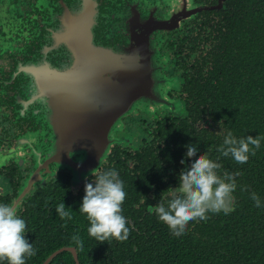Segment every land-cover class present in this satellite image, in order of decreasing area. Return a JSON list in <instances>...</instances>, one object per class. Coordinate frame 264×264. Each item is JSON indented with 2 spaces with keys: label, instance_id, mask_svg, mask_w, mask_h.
Here are the masks:
<instances>
[{
  "label": "flooded vegetation",
  "instance_id": "af4514ba",
  "mask_svg": "<svg viewBox=\"0 0 264 264\" xmlns=\"http://www.w3.org/2000/svg\"><path fill=\"white\" fill-rule=\"evenodd\" d=\"M176 6V0H0V204L15 207L26 221L25 237L43 255L42 264H59L56 257L65 252L75 264L74 252L79 264L81 254L100 260L130 255L129 245L136 250V243L146 255L175 252L159 246L176 236L154 209L167 206L180 172L191 165L193 157H185L188 130L222 135L209 116L208 103L216 99L226 109L248 108L232 88L219 93L211 86L210 97L207 90L194 91L191 80L194 75L195 84L207 87L208 66L199 51L210 48L198 36L214 28L221 29L217 36L233 28L237 34L240 0H181ZM82 36L89 58H80ZM97 45L104 48L101 58ZM141 58L151 61L148 78ZM139 99L151 100L150 110ZM113 105L127 111L114 120L108 113ZM192 109L204 118H191ZM97 132L100 141L114 140L99 163L91 160ZM109 169L118 172L126 192L122 215L130 234L124 242L90 237L79 211L86 181L94 183L95 174ZM60 203L72 208L73 223L55 215ZM134 208L138 221L144 220L136 226ZM201 221H190L181 236ZM64 234L71 238L67 244ZM73 235L82 238V248Z\"/></svg>",
  "mask_w": 264,
  "mask_h": 264
},
{
  "label": "trees",
  "instance_id": "16d2710c",
  "mask_svg": "<svg viewBox=\"0 0 264 264\" xmlns=\"http://www.w3.org/2000/svg\"><path fill=\"white\" fill-rule=\"evenodd\" d=\"M240 6L241 9L235 13L236 23L239 24L237 34L233 28L231 34L217 36V33H222L221 29L214 28L198 36L200 43L204 41L210 48L201 52L198 49L199 55L205 57L200 61L208 66L209 78L204 83L207 87L195 84L197 78L194 75L191 80L194 91L199 94L201 90H207L210 97L211 86L218 87L219 93L232 88L237 100L245 102L248 108L226 109L217 104V99L215 104H209V98H206L203 102L212 108L209 116L221 126L222 135H215L209 130H188V145H195L197 150L193 159L206 155L220 164L216 171L221 177L226 173L240 172L236 177V190L232 193L235 201L232 209L212 213L206 222L202 220L193 230L188 228V236L165 237V242L160 241L159 246L176 247L174 253L146 255L140 251L141 245L136 243V250L133 244L129 245L133 250L130 255H102L100 260L96 255L81 254L82 264H264V0H240ZM224 13L227 12L220 15ZM196 45L195 41L192 49ZM211 80L214 82L209 85ZM200 113L192 109L191 118L201 117ZM229 131L237 139L248 135L262 138L260 148L254 156H249L247 163L238 164L231 156L224 157L218 152ZM253 192L260 197L262 207L254 206L250 198ZM69 209L72 215L69 223H73V211L70 206ZM133 210L132 220H135L136 226L144 220L138 221L140 216L136 213L139 210ZM54 213L60 217L56 211ZM63 220L67 222L66 218ZM144 229L139 226L142 235ZM131 231L136 233L133 229ZM63 237L66 244L71 240L66 234ZM56 258L59 264H75L71 254L66 252ZM32 260V264H42L43 255H34Z\"/></svg>",
  "mask_w": 264,
  "mask_h": 264
},
{
  "label": "clouds",
  "instance_id": "9594fccd",
  "mask_svg": "<svg viewBox=\"0 0 264 264\" xmlns=\"http://www.w3.org/2000/svg\"><path fill=\"white\" fill-rule=\"evenodd\" d=\"M261 139L260 136L251 135L237 139L229 131L224 136L223 145L218 148V152L224 157L231 156L238 164H245L249 156H254L260 148ZM186 147L185 157H195L196 148L192 144ZM219 168L220 164L206 155H200L192 160L186 171L180 172L178 187L169 193L171 199L167 206L157 203L154 212L173 235L179 237L184 234L190 221H206L209 211L228 210L225 205L233 199L232 193L237 187L236 177L240 172L226 173L221 177L216 171ZM84 192L79 211L86 215L89 222V236L98 242H108L112 239L118 242L126 241L130 234V228L127 226L129 222L122 215L126 192L118 172L109 169L95 174L94 183L86 181ZM250 198L255 207H262L261 199L255 192L250 194ZM65 209V204L60 203L55 211L61 219L71 220V213ZM26 232V221L18 216L16 208L0 204V262L26 264L27 258L36 255L33 244L25 237ZM72 240L80 248L83 247V240L78 235H73Z\"/></svg>",
  "mask_w": 264,
  "mask_h": 264
},
{
  "label": "water",
  "instance_id": "95a60500",
  "mask_svg": "<svg viewBox=\"0 0 264 264\" xmlns=\"http://www.w3.org/2000/svg\"><path fill=\"white\" fill-rule=\"evenodd\" d=\"M89 14H87L86 19L83 21L85 24H89ZM88 30L89 28L86 27ZM82 31H84L83 28H81ZM84 40H86V36H82V41L80 42V58H89V48L87 47V44L84 43ZM78 44V43H77ZM98 46V51L99 53L97 54L96 58H101L100 56V50L104 49L102 47ZM74 48V44H72V46L70 47V55L71 58H73V52L75 53V50L73 51ZM141 63L144 65V69H145V78L150 77V75H148V72H151V67H150V59L149 58H141ZM98 78V77H97ZM99 79V78H98ZM132 94H130L131 96ZM125 96V95H124ZM127 111V107H123V108H116L113 105L112 110H108V113L111 112V114L113 113V118L115 120V117L122 115L123 113H125ZM105 135V133H104ZM101 139V133L97 132V136H96V140L94 138V136H92V140H91V151H92V155H91V160L92 162L95 160L97 163H99L106 151V149L109 148V146L113 143V139L112 140H108V141H100ZM96 154V156H95ZM231 201L227 202V204L225 205V207L229 210L231 209ZM74 257L76 259V263L79 264L78 259H77V254L74 252ZM49 260L46 261L45 264L48 263Z\"/></svg>",
  "mask_w": 264,
  "mask_h": 264
},
{
  "label": "rangeland",
  "instance_id": "374dc122",
  "mask_svg": "<svg viewBox=\"0 0 264 264\" xmlns=\"http://www.w3.org/2000/svg\"><path fill=\"white\" fill-rule=\"evenodd\" d=\"M177 1V6H176V9H178L179 8V6H180V3H181V0H176ZM137 104H140L141 105V108H144V109H148V110H150V107L152 106V104H153V102L151 101V100H148V99H139L137 102H136ZM171 103V102H170ZM134 108V107H133ZM116 126H118V125H116ZM116 126H115V128L113 129V131L115 132V130H116ZM115 135V134H114ZM112 138H114L113 136H112ZM4 158H2V157H0V166H1V164L4 162Z\"/></svg>",
  "mask_w": 264,
  "mask_h": 264
}]
</instances>
